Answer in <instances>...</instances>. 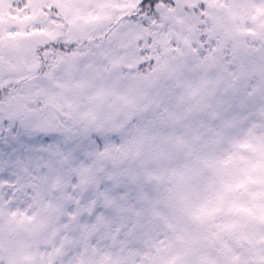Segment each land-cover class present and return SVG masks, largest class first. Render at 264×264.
<instances>
[{
  "label": "snow or ice",
  "instance_id": "snow-or-ice-1",
  "mask_svg": "<svg viewBox=\"0 0 264 264\" xmlns=\"http://www.w3.org/2000/svg\"><path fill=\"white\" fill-rule=\"evenodd\" d=\"M0 264H264V0H0Z\"/></svg>",
  "mask_w": 264,
  "mask_h": 264
}]
</instances>
